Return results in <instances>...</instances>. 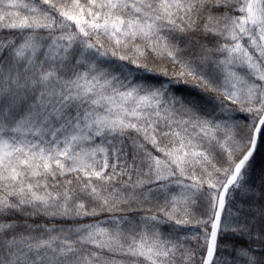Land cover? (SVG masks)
<instances>
[{"label": "snow or ice", "instance_id": "6c2138e0", "mask_svg": "<svg viewBox=\"0 0 264 264\" xmlns=\"http://www.w3.org/2000/svg\"><path fill=\"white\" fill-rule=\"evenodd\" d=\"M260 150L264 0H0V264H264Z\"/></svg>", "mask_w": 264, "mask_h": 264}, {"label": "trees", "instance_id": "16d2710c", "mask_svg": "<svg viewBox=\"0 0 264 264\" xmlns=\"http://www.w3.org/2000/svg\"><path fill=\"white\" fill-rule=\"evenodd\" d=\"M175 94L177 96L185 97L186 99L195 100L198 103H203L201 97L195 94V90L187 86H181L176 90ZM262 177H264V150H260L255 154L251 162L249 173L250 180L256 184H259L261 182ZM41 222L46 223L47 221ZM221 243H224V241H222ZM227 243H231V241H227Z\"/></svg>", "mask_w": 264, "mask_h": 264}]
</instances>
